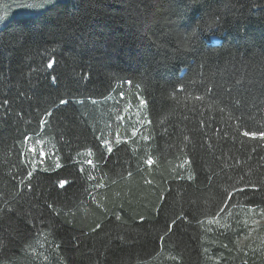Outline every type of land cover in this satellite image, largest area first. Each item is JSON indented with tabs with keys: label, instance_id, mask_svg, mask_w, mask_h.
Listing matches in <instances>:
<instances>
[{
	"label": "trees",
	"instance_id": "obj_1",
	"mask_svg": "<svg viewBox=\"0 0 264 264\" xmlns=\"http://www.w3.org/2000/svg\"><path fill=\"white\" fill-rule=\"evenodd\" d=\"M0 264H264V0H0Z\"/></svg>",
	"mask_w": 264,
	"mask_h": 264
},
{
	"label": "snow or ice",
	"instance_id": "obj_2",
	"mask_svg": "<svg viewBox=\"0 0 264 264\" xmlns=\"http://www.w3.org/2000/svg\"><path fill=\"white\" fill-rule=\"evenodd\" d=\"M190 2L195 3V0H190ZM214 22H215L214 18L211 16V14L208 15L207 19L202 18L201 21H200V23L202 25H204V26H209V25H211ZM48 67L52 68L53 65L49 64ZM61 103H65V102L63 100H61Z\"/></svg>",
	"mask_w": 264,
	"mask_h": 264
},
{
	"label": "rangeland",
	"instance_id": "obj_3",
	"mask_svg": "<svg viewBox=\"0 0 264 264\" xmlns=\"http://www.w3.org/2000/svg\"><path fill=\"white\" fill-rule=\"evenodd\" d=\"M132 120H129V122ZM39 145V144H38ZM32 150H34V147L31 148ZM42 158H44V153H42ZM246 216H248L247 214H245ZM249 217V216H248Z\"/></svg>",
	"mask_w": 264,
	"mask_h": 264
}]
</instances>
